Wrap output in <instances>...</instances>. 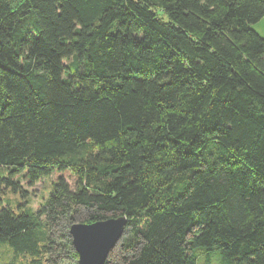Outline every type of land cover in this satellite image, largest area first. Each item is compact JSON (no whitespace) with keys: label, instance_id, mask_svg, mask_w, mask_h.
I'll return each mask as SVG.
<instances>
[{"label":"trees","instance_id":"trees-1","mask_svg":"<svg viewBox=\"0 0 264 264\" xmlns=\"http://www.w3.org/2000/svg\"><path fill=\"white\" fill-rule=\"evenodd\" d=\"M263 18L264 0H0L12 263L78 264L70 226L125 216L105 264H264ZM56 174L35 210L23 182Z\"/></svg>","mask_w":264,"mask_h":264},{"label":"water","instance_id":"water-1","mask_svg":"<svg viewBox=\"0 0 264 264\" xmlns=\"http://www.w3.org/2000/svg\"><path fill=\"white\" fill-rule=\"evenodd\" d=\"M127 218H111L95 223H75L70 228L78 264H105L111 250L121 239Z\"/></svg>","mask_w":264,"mask_h":264},{"label":"rangeland","instance_id":"rangeland-1","mask_svg":"<svg viewBox=\"0 0 264 264\" xmlns=\"http://www.w3.org/2000/svg\"><path fill=\"white\" fill-rule=\"evenodd\" d=\"M253 27L258 31V33L261 36L264 37V18L261 21H259L257 24H255ZM58 176H59V174L58 175L56 174L52 178L46 179L43 183H41L40 185L35 186V187H29L28 183L23 182V185L27 187L24 189V191L26 192V195L29 197V199L31 201V205L35 210H37L39 208V205L43 200V192H45L46 190L48 191L50 189L51 184L54 181H56ZM64 176L68 179V181L70 183H74V177L70 173H66ZM71 185L74 186L73 184H71ZM5 196L12 203L24 201V198L22 199V198H20V196L13 195L9 192L6 193ZM15 206H16V204H15ZM120 244H121V241L118 242L116 248L114 249V255H117L120 253V250H119ZM53 256H54V254L50 255L49 258H53ZM11 258H12V254L10 252H8L6 247H0V264L12 263ZM64 258H65V261L70 263V261H69L70 259L68 257H65V255H64ZM25 263H26L25 259H20V260L18 259L16 261H14V263H12V264H25ZM47 264H51V263L48 262Z\"/></svg>","mask_w":264,"mask_h":264}]
</instances>
